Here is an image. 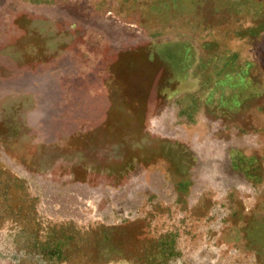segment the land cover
Listing matches in <instances>:
<instances>
[{"label":"rangeland","instance_id":"374dc122","mask_svg":"<svg viewBox=\"0 0 264 264\" xmlns=\"http://www.w3.org/2000/svg\"><path fill=\"white\" fill-rule=\"evenodd\" d=\"M0 264H264V0H0Z\"/></svg>","mask_w":264,"mask_h":264}]
</instances>
